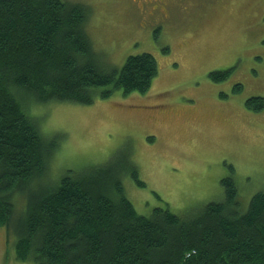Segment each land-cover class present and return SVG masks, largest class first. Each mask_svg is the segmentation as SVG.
I'll list each match as a JSON object with an SVG mask.
<instances>
[{
    "label": "trees",
    "instance_id": "1",
    "mask_svg": "<svg viewBox=\"0 0 264 264\" xmlns=\"http://www.w3.org/2000/svg\"><path fill=\"white\" fill-rule=\"evenodd\" d=\"M88 6L69 0H0V226L14 217L15 257L36 264H264V192L239 210L230 174L220 179L223 199L180 215L155 207L137 212L122 177L140 186L125 150L110 160L67 170L54 182L49 167L63 138L42 127L35 106L92 103L98 95L146 92L158 67L149 52L106 68L87 32ZM264 42V39H263ZM230 71H211L214 81ZM235 84L233 92L240 90ZM245 106L264 108V97ZM51 176V177H50ZM44 183L28 190L32 181ZM18 202V201H17Z\"/></svg>",
    "mask_w": 264,
    "mask_h": 264
},
{
    "label": "rangeland",
    "instance_id": "2",
    "mask_svg": "<svg viewBox=\"0 0 264 264\" xmlns=\"http://www.w3.org/2000/svg\"><path fill=\"white\" fill-rule=\"evenodd\" d=\"M69 1L88 6L86 30L106 68L149 52L158 71L144 93L117 89L89 104L35 106L44 130L63 134L46 181L125 150L144 182L122 177L137 212L167 207L184 215L223 199L220 179L232 165L239 210H246L251 196L264 192V108L244 103L264 97V0ZM221 70L230 71L225 80L208 75ZM235 84L241 88L233 92ZM19 194L12 222L0 226V264H36L15 257Z\"/></svg>",
    "mask_w": 264,
    "mask_h": 264
}]
</instances>
